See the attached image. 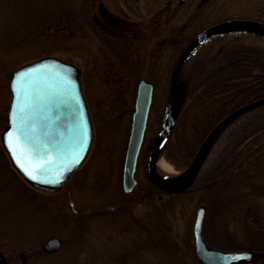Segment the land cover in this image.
<instances>
[{
  "label": "rangeland",
  "instance_id": "1",
  "mask_svg": "<svg viewBox=\"0 0 264 264\" xmlns=\"http://www.w3.org/2000/svg\"><path fill=\"white\" fill-rule=\"evenodd\" d=\"M199 1L0 0V264H203L193 234L199 205L207 207L203 235L211 247L264 249V198L235 186L211 201L200 181L230 131L263 109L264 101L244 110L211 138L185 191L166 193L148 177L173 69L186 43L221 20L264 21V0H214L203 8ZM262 35L253 29H228L201 42L179 70L177 102L204 57L228 43L264 46ZM44 55L79 66L95 127L87 160L55 191L30 185L1 140L13 70ZM142 77L155 84L154 100L136 171L139 183L126 193L122 171ZM194 105L190 100L184 103L161 151V158L172 165L171 170L158 166L167 178L186 170L209 132L194 129ZM54 235L63 244L45 251V242Z\"/></svg>",
  "mask_w": 264,
  "mask_h": 264
},
{
  "label": "water",
  "instance_id": "2",
  "mask_svg": "<svg viewBox=\"0 0 264 264\" xmlns=\"http://www.w3.org/2000/svg\"><path fill=\"white\" fill-rule=\"evenodd\" d=\"M228 29H255L264 32V24L228 20L210 26L190 41L173 69L165 122L153 143L148 174L151 181L165 190H180L189 185L211 138L227 127L228 123L244 110H250L257 103L264 101H253L228 115L205 140L193 162L183 173L172 179H164L158 174L160 147L173 129L184 99L183 95L177 102L175 92L179 70L200 42ZM10 87L12 98L7 113L8 122L1 133L3 145L11 157L13 166L31 185L55 191L83 164L94 142V127L81 83L80 68L55 55L42 56L16 67ZM153 95L154 83L142 78L138 84L124 164L123 187L126 191H132L138 184L135 173ZM22 106L24 112L21 113ZM21 118H23L22 124ZM18 128L21 130L18 131ZM81 141H83L82 149ZM77 156L78 162H76ZM25 169L27 173H31V176H35V179H32ZM205 214L206 206L201 205L194 222L196 253L205 264H235L249 260L258 253L250 249L221 250L210 247L203 236ZM61 245V238L52 236L43 247L47 251H53L59 249Z\"/></svg>",
  "mask_w": 264,
  "mask_h": 264
},
{
  "label": "trees",
  "instance_id": "3",
  "mask_svg": "<svg viewBox=\"0 0 264 264\" xmlns=\"http://www.w3.org/2000/svg\"><path fill=\"white\" fill-rule=\"evenodd\" d=\"M255 99H264V47L234 42L199 61L184 102L196 103L191 118L194 129L202 133L227 111ZM188 146L194 147L190 142ZM200 181L211 201L235 186L264 198V108L250 113L230 131ZM260 250L258 259L245 262L264 264V249Z\"/></svg>",
  "mask_w": 264,
  "mask_h": 264
},
{
  "label": "flooded vegetation",
  "instance_id": "4",
  "mask_svg": "<svg viewBox=\"0 0 264 264\" xmlns=\"http://www.w3.org/2000/svg\"><path fill=\"white\" fill-rule=\"evenodd\" d=\"M183 2L184 1H187V0H182ZM209 1H214V0H200L199 1V7L200 8H203V6L206 4V3H208ZM215 10H216V8H215ZM262 14V13H261ZM246 19H250V18H246ZM227 20V19H226ZM229 20V19H228ZM251 20H254L253 22H259V23H262V24H264V21H262V20H257V19H251ZM221 21H224V20H221ZM221 21H218L217 23H219V22H221ZM213 24H216V23H213ZM213 24H211V25H213ZM211 25H209V26H211ZM254 25H256V24H254ZM208 26V27H209ZM258 26V25H257ZM207 28V27H206ZM206 28H204V29H206ZM203 29V30H204ZM253 30H255V29H253ZM255 31H257V32H259V30H255ZM261 33H263V35L262 36H264V32H261ZM189 42V41H188ZM188 42L186 43V44H188ZM257 45V44H256ZM259 45V44H258ZM260 46H262V45H260ZM262 47H264V46H262ZM221 47H218V49H216L215 50V52L217 51V50H219ZM231 111L232 110H230V111H227V113H225V115L223 116V117H221L217 122H219V121H221L222 120V118H225L227 115H229L230 113H231ZM211 127L212 126H210L209 127V130L211 129ZM208 132V129H207V131H206V133ZM163 177H165V175H162ZM165 178H167V177H165ZM168 179H172V177L171 178H168ZM167 191H168V193H170V192H172L173 190H166L165 192L167 193Z\"/></svg>",
  "mask_w": 264,
  "mask_h": 264
},
{
  "label": "bare ground",
  "instance_id": "5",
  "mask_svg": "<svg viewBox=\"0 0 264 264\" xmlns=\"http://www.w3.org/2000/svg\"><path fill=\"white\" fill-rule=\"evenodd\" d=\"M158 166L161 167L164 170H171L172 169V165L170 164V162L167 161L163 157L159 159Z\"/></svg>",
  "mask_w": 264,
  "mask_h": 264
},
{
  "label": "snow or ice",
  "instance_id": "6",
  "mask_svg": "<svg viewBox=\"0 0 264 264\" xmlns=\"http://www.w3.org/2000/svg\"><path fill=\"white\" fill-rule=\"evenodd\" d=\"M20 112L22 113V112H24V106H22L21 108H20ZM23 123V118H21V124ZM21 129L20 128H18V131H20ZM82 135H86V134H82ZM83 148V141H81V149ZM78 160H79V157L77 156V161L76 162H78ZM25 171H26V173H27V169H25ZM28 175H30V177L32 178V179H35V176H31V173H27Z\"/></svg>",
  "mask_w": 264,
  "mask_h": 264
}]
</instances>
